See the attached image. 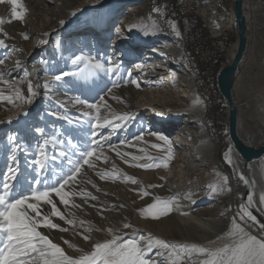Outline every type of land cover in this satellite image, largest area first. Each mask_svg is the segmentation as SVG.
I'll return each instance as SVG.
<instances>
[{
  "label": "bare ground",
  "instance_id": "obj_1",
  "mask_svg": "<svg viewBox=\"0 0 264 264\" xmlns=\"http://www.w3.org/2000/svg\"><path fill=\"white\" fill-rule=\"evenodd\" d=\"M36 1L37 6L30 7L28 9L30 14L25 15L23 20L17 23L13 21L8 25V29L12 32L8 35H13L14 44L22 45V47L28 42L23 38L25 33L21 36L18 30L23 31L25 27L30 29L32 42L29 43V49L23 48L22 52L10 49L5 54L6 46H0V80L3 81L0 82V96L4 98L0 99V116L11 106L10 99L13 100L11 91L25 54L31 49L38 51L43 45L39 41L41 39L46 41L53 26H64L65 21L70 18L69 15L74 12V5L86 6L96 0ZM246 1L243 0V12L247 26V48L239 67L244 66V72L248 78L247 84L255 86L253 89L247 88V113L237 103L238 96L243 94L237 85L238 72L231 89V97L237 112L238 136L250 147L257 149L264 146V0ZM34 9L36 12L39 10L42 17L39 23L30 19L36 14L33 13ZM142 9L141 5H126L120 12L121 15L116 23H114L116 12L112 11L109 15L103 16L99 10H95L91 13L90 20L78 29L73 32L62 30L53 37L35 63L36 67L43 72L40 83L43 98H41L38 114L31 118L28 124L37 125L40 128V124L43 125L46 122L47 125L53 122L57 124L64 122L71 126L69 121L72 119L80 121L78 117L93 120L105 108L106 113L111 114L106 118L112 122L108 124L110 127L116 131L126 125V128L122 129L124 135L121 142L113 144L112 141L108 152L117 153V155L119 153L118 157L127 164L137 161L138 164L143 165L152 161L165 160L166 152L162 150L164 142L158 140L152 133L165 136L170 141L173 152L172 159L168 161V168L161 167L150 169L149 172L144 171L145 179L160 182L162 187L157 190L158 197L160 196L163 200L177 197L180 207L173 205V211L162 220L158 228L159 239L188 245L209 243V241L219 242L218 238L223 237L226 229L224 217L227 214H232L238 224L257 235L258 238L264 237V231L260 228L264 225V204L260 203V197L264 195V156L245 163L226 135L225 148L221 157L216 159L215 148L202 125V104L196 103L200 96L195 87V79L188 71L181 51L176 46L177 43L170 42L162 36L157 22L146 23L141 14ZM198 13L204 19L210 20L208 26L213 37L220 36L224 29H230L235 25L233 11H225L217 2H204L199 7ZM42 20L44 23L40 25ZM130 25L137 27L129 31ZM144 29H147V35ZM33 32L35 35H32ZM8 35H0V38L4 40ZM185 40H189V35L185 37ZM107 42L110 44V49L105 52L104 47ZM234 48L235 50H230L228 53V58L229 56L231 58L229 63L236 52V45ZM224 49L225 43L222 40V51ZM76 56H81L82 61L74 63ZM90 57L93 58V63L99 62L105 67L108 66L109 58L119 61L120 70L115 75L106 73L103 69L92 68L91 70L88 63ZM191 58L196 61V57ZM83 61L88 64L85 65ZM75 64L81 66L82 71L83 69L90 71V75H87L78 87L75 76L66 77L59 82L54 80V75L61 72H75L73 68ZM126 65L129 66L124 69ZM129 72H131V77L128 76ZM26 76L23 75L24 78ZM131 80H136L140 87L137 88L130 82ZM69 82L72 83L70 87L67 86ZM109 82L112 83L111 85L119 82V86L110 97L104 99L105 101L100 99L95 101V104L100 106L99 113L95 109H89L86 104L78 103L79 100H83V96L88 98L95 96L103 85ZM46 84L50 87L45 88ZM256 89L259 90L256 91ZM209 95L212 94L208 93ZM91 104H93L92 101ZM145 111L149 112L141 119ZM57 114L64 118H58ZM69 114L73 115L69 118L70 120L67 119ZM119 114H123L122 116L127 114L129 118L115 119ZM135 117L146 124L142 132L131 135L134 133L130 134V129ZM177 121H181L182 126L174 135L169 136L171 129L178 126ZM123 122L125 125L122 124ZM69 126L63 125L62 131L67 132ZM43 135L46 136L44 133ZM128 135L129 137L123 144V139ZM109 137L106 136L105 140ZM137 137H142V139H137ZM153 145L161 147L156 148ZM229 149H231V163L225 157ZM134 156L152 157V160L147 158L133 160ZM182 173H185L187 177ZM223 177L228 178L227 184H224ZM212 189H217V191ZM189 191L196 193L192 197L194 203L184 199V195ZM249 195L252 196L253 203L248 206L247 210L256 217L254 223L259 227V233L251 223L244 219L241 220V207L236 209L233 205L235 200L242 205H247ZM181 213L188 214L182 215ZM184 230L187 234L186 238L182 233ZM189 230L195 238H198V242H188ZM129 231H136V228H131ZM154 250L155 248L152 251ZM156 250L165 252L167 255L164 249ZM156 253L151 259L157 261L158 264H167L163 261V257ZM194 259H197L196 255Z\"/></svg>",
  "mask_w": 264,
  "mask_h": 264
},
{
  "label": "rangeland",
  "instance_id": "obj_2",
  "mask_svg": "<svg viewBox=\"0 0 264 264\" xmlns=\"http://www.w3.org/2000/svg\"><path fill=\"white\" fill-rule=\"evenodd\" d=\"M210 1L217 2L220 7H222L227 12L233 11V0ZM250 1L251 0H247L246 2ZM174 2L179 3L178 0H175ZM21 3L23 4L24 9H26L27 15L30 14L28 9L30 7H34L37 4V1L21 0ZM169 3V0H165L164 2H159L157 0H96L95 2L86 6H79L76 4L74 5L73 12L75 15L70 14V18L65 21L64 26H53L46 39V43H44L38 51H33L31 49L30 52H27L25 54V58L23 59L22 65L19 66L20 71L16 76V81L14 82L11 91V96L13 99L11 106L3 115L0 116V121L3 122L0 123V182L6 178L8 167L9 165H12L11 156L13 154V148H15L16 155L15 167L18 168V182L15 185V190L17 192L27 191L30 186L33 188L42 189L44 181L54 182L60 178H63V176L72 167V164L69 163V160H71L72 163H75L77 160H81V151L91 150L93 152V155L87 158L93 167H89L88 163H81L80 172L76 175L75 181L70 182V184L65 187V191L76 193V195L70 196V204L65 206L60 203L59 197H56L54 194L52 197L54 202L57 204V208L65 215L66 219L74 220L75 223L73 225H69L58 217H51L53 223L59 225L60 228L67 229V231L53 230L45 227L38 229V231H40L42 234L47 235L49 239L52 240V242L62 247L66 254L71 257H76L79 255V253L75 252L72 248H69L68 245L64 243L65 240L69 241L72 245L83 249L84 251H90L91 245L93 243L98 241L103 242L104 240L111 238L107 234V229L109 228L116 230L117 235L126 233L124 236L125 240L134 236L137 231L141 234H144L145 236L150 234L153 237L160 238V232L158 228L161 226V222L165 216H162L159 219H152L147 214H145L144 217L141 216V210L155 202V197H158L159 193L157 190L159 187H162L160 182L154 180L151 182L145 179L146 173H144V171L149 172L150 169L146 170L142 167H133L131 165L138 164L137 161L127 164L123 159L118 157L117 153L110 154L111 152H108V150H110L108 147L111 146L113 142V144H118L121 142L122 136L124 135L122 129L126 128L125 122L122 123L125 126L116 129V131L108 124L103 128L96 129L93 127V125L96 123L95 119H80L78 117L77 119L80 121H75L72 119L71 126L65 124L64 122H60V124L53 122L48 125L46 122L43 125L40 124V128L37 125L28 124L30 119L38 114L37 111L40 110L41 98H43L41 92L42 87L40 84L42 81L41 78L43 77V72L42 70L40 71L38 67H36L35 63L41 57L40 53L43 51L44 47L50 43V41L56 34H58V32L62 30L73 32L74 30L81 27L84 23L88 22L90 20L91 13L95 10H99L103 16L109 15L112 11L116 12L114 18V23H116L121 15L120 12L124 10L126 5H141L143 8L141 10V14L146 23L151 24L157 22L156 24L161 28L162 36L166 39H169L170 42L177 43L176 46L179 47L181 51V55L186 67L195 79V87H197L200 99L203 102L202 125L204 126V129L206 130V133L215 148L216 159L217 157H221V153L225 148V140H227V110L226 103L217 89L216 75L218 70L228 63L229 59H231L230 56L228 58L229 51L235 50L234 46L237 42L236 27L234 25L230 29H224L221 35L218 37L220 41H224L225 49L219 53V55L217 52H214L216 61H194L190 56V48L193 47V45L189 43V40H185L187 35L181 34L179 37H177L175 32L172 31L169 22L175 23V21H173V19L168 15L170 9ZM154 8H159L161 11L155 12L153 11ZM33 13L36 14L32 17L30 16L31 18H29L32 21L39 23L40 19L42 18L39 14V10L36 12L34 9ZM0 20L4 21V23L0 25V35L12 34L11 30L8 29V25L13 21L16 23L19 22V20L12 18L11 5H9L6 0L5 2H0ZM208 22H210V20L208 21L207 19H204L198 13V16L189 15L183 17L180 21V24L175 23V25L179 32L186 30H191L193 32L198 31L204 36V38L206 37L209 39L212 34L210 33L211 31L208 26ZM43 23L44 21L42 20L40 25ZM24 33L29 34V39H27V45L23 47L22 45L14 44L15 39L13 38V35H8V37L4 40L0 38V40L4 41L3 46H6V50H4L5 54L6 51L10 49H15L21 52L23 51V48L26 50L29 49V43L30 41L32 42L30 29L25 27L23 28V31L21 29L18 30V34H21V36L24 35ZM32 35H35V33L33 32ZM104 48L106 52L108 49H110V44L107 42ZM83 62L85 65L88 64L85 61ZM219 62L222 63L219 64ZM32 64H34V66ZM74 66V73L77 74L75 75V82L77 83L76 86L78 87L80 83L84 82L85 77L90 75V71L84 69L82 71L81 66H78L77 64ZM128 66L129 65H126L124 69H126ZM61 68L63 69L64 67ZM62 69L60 70L62 71ZM31 71L33 72V76L36 79V85L39 87L34 88L36 95L30 97L31 103H28V83L29 81L32 83L31 78L28 77V73ZM237 72V85L243 93L242 95L238 96L237 103L241 109L247 113V88L253 89L255 86H250L247 84L248 78L247 74L244 72V66H238ZM24 74L27 75L25 78L23 77ZM235 80L236 79H234V81ZM111 84V82L104 84L102 89L97 94H95V96H92L91 98L83 96V100L87 101L88 104H91V101L92 103H95L96 100L103 96V101H105L104 99L110 97L113 91L117 90V86L113 87L114 84ZM71 85L72 83L69 82V85L67 86L70 87ZM16 90H19L20 99H16ZM207 90L208 93L212 95L208 96ZM258 90L259 89H256V91ZM103 109L104 113L102 111V115H99V117L102 119L101 123H104L103 120H106V118L111 115L106 113L105 108ZM30 111L31 113H29ZM148 112L149 111H145L141 116V119H143L142 117L144 116L146 117ZM123 114H119V116H122ZM72 116V114H69L67 119L70 120L69 118ZM9 119H11V123H8ZM141 119L137 117L133 119L132 124H134L130 129V134L131 132L134 133L131 135H136L144 130L146 123H144V121ZM177 124L178 126L173 127L168 133L169 136L174 135L177 129L182 126L181 121H177ZM63 125H65V127L69 126L67 128V132L62 131L64 128ZM77 128H80L81 130L78 131L76 130ZM38 129L40 131H38ZM41 130L46 136H44L43 133H40ZM129 135L123 139V144L126 142ZM10 136H15L16 140L14 142H10L8 139ZM106 136H110L108 140H105ZM68 139L71 141V145L68 143ZM45 140L49 141L47 145H44ZM61 141H63V143H61ZM41 145H44V156H41L39 151ZM163 147L165 148L167 145L164 144ZM61 151L66 152L67 155L61 156ZM41 159L44 160L45 164L43 170H41L40 165L37 163V161ZM153 162L154 161L151 163ZM135 168H137V170H135ZM182 175L187 177L185 173H182ZM112 177H115V179ZM125 177H131L137 182L132 183L131 180H125ZM37 179L41 181V184L37 185L34 183V181ZM150 185L160 186L150 187ZM141 188H143V191L146 192L147 195H141ZM0 194H3L2 183H0ZM82 194H90V196H95L96 199L92 200L90 196ZM72 205H77L78 207H74ZM233 205L236 206V209H238V207H241L242 203L240 204V202L235 200V204ZM41 208L45 214L50 212L49 205H41ZM233 220L234 218L232 214L225 215L224 221L226 229L223 232V237L231 227ZM244 220L257 228L259 233L260 229L253 221L245 218ZM80 221H84L85 223L82 225ZM123 223L131 224L133 226L131 228L135 227L136 231H129L131 228L123 229ZM182 225L186 227L185 224ZM89 227L92 228L91 232L85 230ZM182 233L186 238L187 234L185 233V230ZM188 234H190L187 238L188 242L199 241L198 238L194 237L191 230L188 231ZM84 235L90 236V240L86 242L83 239ZM211 242L212 241H209V243L201 242L197 244V246L217 247L221 245L220 243L223 244L226 241L220 240L216 243V245H212ZM189 245L193 244L190 243ZM156 249L158 248H155L154 251L148 253V256L152 258L153 254L158 251ZM185 256V253H180V256L176 258L179 259ZM191 259L195 260L194 254L192 255ZM163 261L165 263L167 262L164 257Z\"/></svg>",
  "mask_w": 264,
  "mask_h": 264
},
{
  "label": "snow or ice",
  "instance_id": "obj_3",
  "mask_svg": "<svg viewBox=\"0 0 264 264\" xmlns=\"http://www.w3.org/2000/svg\"><path fill=\"white\" fill-rule=\"evenodd\" d=\"M0 2H5V0H0ZM6 2L11 5V16L15 20H23L26 15V9H24L21 0H6ZM153 11L160 12L159 8H154ZM75 15V13H73ZM4 23L0 20V25ZM172 31L175 35L179 37L181 34L177 30L175 23L169 22ZM63 24V21H61ZM137 27L136 25H130L129 31L132 28ZM119 31V30H118ZM145 35L148 34L147 29H144ZM24 39H29L27 34L24 35ZM39 43H46L45 40L41 39ZM4 45V41L0 40V46ZM81 56H76L74 63L82 61ZM88 63L90 68L93 69H103L106 73L115 75L120 70L119 61H114L111 58L107 61V67L99 62L93 63V58H88ZM19 66V62H17ZM77 75L74 72L64 71L60 74L54 75V80L59 82L64 80L66 77ZM131 77V72L128 73ZM0 82H3L0 80ZM131 83L135 84L137 88L140 85L136 80H131ZM119 86V82L114 85ZM35 87L38 85H33L30 81L28 83V93L29 98L28 103H31L30 97L36 95L34 91ZM50 87L45 85V88ZM0 99H4L0 96ZM10 99V98H9ZM16 99H20L19 90H16ZM103 101V96L100 97ZM10 102L11 99H10ZM78 103L86 104L89 109H95L97 113L100 112V106L97 104H88L87 101L79 100ZM197 104H202L203 102L197 98ZM58 115V114H57ZM58 118H64L59 117ZM127 114L124 116H116L115 119H128ZM96 123L93 125L94 128H103L106 124H111V120H105L101 123V118L97 116ZM0 123H3L0 121ZM8 123H11L9 119ZM72 123V121H69ZM42 132V130H41ZM160 141H163L166 148L162 149L166 152L167 158L162 161L148 163V164H133V167H142L144 169L152 168H168V161L172 159V147L171 143L167 137L152 133ZM10 142L16 140L15 136H10ZM137 139H142V137H137ZM49 143L48 140L44 141V145ZM63 143V141H61ZM71 145V141H68ZM44 145L39 148L41 156L45 155ZM153 147L160 148V145H153ZM13 154L11 156L12 165H9L6 178L0 182L2 183L3 194H0V264H158L157 261L152 260L148 256L153 248L164 249L167 252H157L156 255L164 257L167 264H264V237H257V235L252 234L250 231L246 230L240 224L236 223L235 219L232 221V225L224 237L218 238V240H225L223 244L217 247H206L197 246L195 244H175L167 242L163 239L156 237L145 236L137 232L134 236L125 240L124 236L126 233L116 234V230L113 228L107 229V234L111 237L103 242H95L91 245L90 251H84L83 249L72 245L69 241L65 240L64 243L72 248L75 252L79 253L76 257H71L66 254L65 250L58 244L52 242L47 235L42 234L38 231L39 228L45 227L48 229L67 231L65 228H60L59 225L52 222L51 217H58L64 220L65 223L73 225L74 220L66 219L65 215L57 208V204L52 199L53 194L59 197L61 204L68 206L70 204V196L76 195L74 192L65 191V187L74 182L76 175L80 172L81 163H88L89 167H93L88 161V157L93 155L91 150L81 151V160H77L72 163V167L68 172L54 182L44 181L43 188H33L29 187L27 191L15 190V185L18 182V168L16 165V155L15 148L12 150ZM231 149L225 154L226 159L231 163ZM61 156H66L67 153L61 151ZM119 155V153H118ZM152 160V157H132L133 160L145 159ZM40 165L41 170L45 167L44 160L41 159L37 161ZM115 179V177H112ZM241 179H244L241 177ZM125 180H131L132 183L137 181L131 177H125ZM224 184H227L228 178L223 177ZM35 184H41L39 179L34 181ZM160 185H150V187H158ZM217 191V189H212ZM222 190V189H221ZM230 191V189H228ZM88 195L90 194H82ZM141 195H147L146 192L141 188ZM196 195L194 192H187L184 195V199L194 203L195 201L192 197ZM92 200H95V196H90ZM253 203L252 196L248 197V204L241 206L240 218L243 220L245 217L248 220L256 222V217L252 215L250 211L247 210L248 206ZM260 203L264 204V195L260 197ZM41 205H49L50 212L45 214L42 211ZM173 205L180 207L179 199L177 197H171L167 200H163L160 197H155V202L150 206L141 210V216L144 217L145 214L150 216L152 219H159L162 216H166L173 211ZM78 207L77 205H72ZM182 215H187L188 213H181ZM83 225L85 222L80 221ZM133 227L129 223H123L122 228L128 229ZM261 231H264V225L260 226ZM88 232L92 231L89 227L85 229ZM99 230V229H98ZM83 239L87 242L90 240V236L84 235ZM211 243L216 244L217 241H212ZM180 253H185V257L176 258L180 256ZM196 255L197 259L192 260V255Z\"/></svg>",
  "mask_w": 264,
  "mask_h": 264
},
{
  "label": "water",
  "instance_id": "obj_4",
  "mask_svg": "<svg viewBox=\"0 0 264 264\" xmlns=\"http://www.w3.org/2000/svg\"><path fill=\"white\" fill-rule=\"evenodd\" d=\"M232 10L237 34L236 52L231 62L226 63L218 70L216 75V85L220 95L226 103V128L228 139L235 150L239 153L241 159L245 163H249L253 159L264 156V146L257 149L252 148L243 142L237 133V112L231 97V89L237 74L238 66L241 63L247 48V26L246 18L243 12V0H233ZM248 189L249 187L247 186V191Z\"/></svg>",
  "mask_w": 264,
  "mask_h": 264
},
{
  "label": "built area",
  "instance_id": "obj_5",
  "mask_svg": "<svg viewBox=\"0 0 264 264\" xmlns=\"http://www.w3.org/2000/svg\"><path fill=\"white\" fill-rule=\"evenodd\" d=\"M157 1L164 2L165 0ZM169 1L170 9L168 15L176 24H180L181 19L185 16H198L199 7L204 2L210 0H178L179 3H175V0H173V2L172 0ZM180 34L189 35V43L193 45V47L190 48V56L196 57V61H215L214 52H217L219 55L220 51H222V41L218 39L219 36L213 37L211 35L210 38L207 39L198 31L193 32L191 30L180 31Z\"/></svg>",
  "mask_w": 264,
  "mask_h": 264
},
{
  "label": "trees",
  "instance_id": "obj_6",
  "mask_svg": "<svg viewBox=\"0 0 264 264\" xmlns=\"http://www.w3.org/2000/svg\"><path fill=\"white\" fill-rule=\"evenodd\" d=\"M217 61H218V60H217ZM217 63H218V62H217ZM221 63H222V62H219V64H221ZM28 77L31 78V80H32V84H33V85H36V79H35V77L33 76V72H32V71L28 73ZM32 111H34V110H32ZM29 113H31V111H30Z\"/></svg>",
  "mask_w": 264,
  "mask_h": 264
}]
</instances>
